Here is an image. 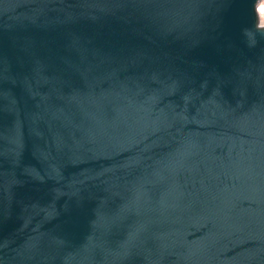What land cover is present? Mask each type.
Returning <instances> with one entry per match:
<instances>
[{
    "label": "water",
    "instance_id": "obj_1",
    "mask_svg": "<svg viewBox=\"0 0 264 264\" xmlns=\"http://www.w3.org/2000/svg\"><path fill=\"white\" fill-rule=\"evenodd\" d=\"M260 0H0V264H264Z\"/></svg>",
    "mask_w": 264,
    "mask_h": 264
},
{
    "label": "rangeland",
    "instance_id": "obj_2",
    "mask_svg": "<svg viewBox=\"0 0 264 264\" xmlns=\"http://www.w3.org/2000/svg\"><path fill=\"white\" fill-rule=\"evenodd\" d=\"M261 5H264V0H260L257 4V20L259 24L264 25V13H262L261 8L258 11V7H261Z\"/></svg>",
    "mask_w": 264,
    "mask_h": 264
},
{
    "label": "bare ground",
    "instance_id": "obj_3",
    "mask_svg": "<svg viewBox=\"0 0 264 264\" xmlns=\"http://www.w3.org/2000/svg\"><path fill=\"white\" fill-rule=\"evenodd\" d=\"M260 8L262 9V13H264V5H261V7H258V11Z\"/></svg>",
    "mask_w": 264,
    "mask_h": 264
}]
</instances>
